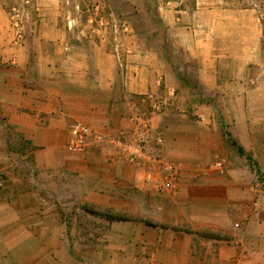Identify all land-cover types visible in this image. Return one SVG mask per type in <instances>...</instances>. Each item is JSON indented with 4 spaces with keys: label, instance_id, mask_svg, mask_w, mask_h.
Returning a JSON list of instances; mask_svg holds the SVG:
<instances>
[{
    "label": "crops",
    "instance_id": "0c3cea01",
    "mask_svg": "<svg viewBox=\"0 0 264 264\" xmlns=\"http://www.w3.org/2000/svg\"><path fill=\"white\" fill-rule=\"evenodd\" d=\"M22 2L0 0V264H264L256 11L103 0L81 21L80 0ZM75 122L92 130L83 151ZM117 138L173 162L174 187L145 182Z\"/></svg>",
    "mask_w": 264,
    "mask_h": 264
},
{
    "label": "built area",
    "instance_id": "2783aa9c",
    "mask_svg": "<svg viewBox=\"0 0 264 264\" xmlns=\"http://www.w3.org/2000/svg\"><path fill=\"white\" fill-rule=\"evenodd\" d=\"M92 130L85 124L75 122L71 124L68 138V148L71 151H83L87 142L90 140ZM156 145L161 144L157 140ZM115 151L130 162L140 163L145 169V182L152 183L154 178H160L161 188H173L178 176L177 166L166 160L160 153H152L148 146L138 141H125L117 138L114 141Z\"/></svg>",
    "mask_w": 264,
    "mask_h": 264
},
{
    "label": "rangeland",
    "instance_id": "374dc122",
    "mask_svg": "<svg viewBox=\"0 0 264 264\" xmlns=\"http://www.w3.org/2000/svg\"><path fill=\"white\" fill-rule=\"evenodd\" d=\"M68 2H66V7L69 10H74V2L76 0H66ZM116 0H108V2L110 3V7L113 9L116 6ZM262 1V0H259ZM258 0H224V5L227 8L230 9H247V10H255L260 22H261V27H262V35H263V41H264V10H259L258 8V4L259 3ZM144 0H138V3H143ZM81 3V9L83 10V14H81V21H85V19L87 18V16H89V14L92 13V6L94 3L96 4H100V6L103 4V0H80ZM22 5L23 2L22 0H8V10L9 11H13L12 7H15L17 9H22ZM136 5H130L127 4L125 6V9L123 10V14L126 17H131L133 22L135 23H144V22H148L149 19L147 16H143V12H138L135 8ZM101 8V7H100ZM22 11V10H21ZM115 11V10H112ZM100 18V13L98 15H96V20H99ZM261 64L262 67L264 68V49L261 51ZM87 210H92L95 214H99V215H103V216H119L126 219H132L133 216L135 214H133L134 212H132L131 207L130 208H125L122 210H116L114 208H100V207H93V206H86L85 207ZM126 209H130L129 211H126Z\"/></svg>",
    "mask_w": 264,
    "mask_h": 264
},
{
    "label": "trees",
    "instance_id": "16d2710c",
    "mask_svg": "<svg viewBox=\"0 0 264 264\" xmlns=\"http://www.w3.org/2000/svg\"><path fill=\"white\" fill-rule=\"evenodd\" d=\"M259 1V0H258ZM258 5V8L259 10H264V0L262 1H259V3H257ZM263 37V35H262ZM261 49L263 50L264 49V41H263V38L261 40ZM240 152H241V149H240ZM90 211L91 213H94L92 210H88ZM109 220H125L124 218L122 217H119V216H106ZM148 225H152L151 223L147 222Z\"/></svg>",
    "mask_w": 264,
    "mask_h": 264
}]
</instances>
